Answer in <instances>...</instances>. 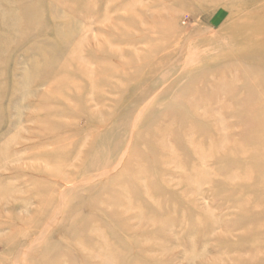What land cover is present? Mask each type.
Returning <instances> with one entry per match:
<instances>
[{"label":"rangeland","instance_id":"374dc122","mask_svg":"<svg viewBox=\"0 0 264 264\" xmlns=\"http://www.w3.org/2000/svg\"><path fill=\"white\" fill-rule=\"evenodd\" d=\"M0 264H264V0H0Z\"/></svg>","mask_w":264,"mask_h":264},{"label":"bare ground","instance_id":"6f19581e","mask_svg":"<svg viewBox=\"0 0 264 264\" xmlns=\"http://www.w3.org/2000/svg\"><path fill=\"white\" fill-rule=\"evenodd\" d=\"M205 53V52H204ZM203 52L202 53H200L199 55H202V54H204ZM196 54H197V52H196V50H189V53H188V55H187V57H188V62H190L189 61V58H191V59H193V57H195L196 56ZM206 54V53H205ZM145 109V108H144ZM144 109H142V110H139L140 112H139V114L140 113H142V111L144 110ZM138 111V110H137ZM141 115V114H140ZM103 166V165H102ZM93 167H95V166H93ZM93 170L95 169V168H92ZM107 169V168H106ZM105 171V170H104ZM107 172V174H108V170L107 171H105V173ZM102 173H99V175H101ZM104 174V173H103ZM102 174V175H103ZM97 176V175H96ZM99 176H97V178H98ZM97 178H96V180H97ZM100 178V177H99ZM98 178V179H99ZM94 179V178H93ZM88 180H90V179H88ZM86 181V180H85ZM86 182H88V181H86ZM81 183H83V182H81ZM80 185V184H79ZM86 186V185H85ZM90 186V185H89ZM87 187V186H86ZM64 193V192H63ZM65 203V202H64ZM64 208V207H63ZM65 209V208H64ZM53 216V215H52ZM56 219V218H55ZM50 220V219H49ZM52 222V221H51ZM56 223V222H55ZM57 223H59V222H57ZM56 223V224H57ZM45 225V224H44ZM45 227H47V225H45ZM44 227V228H45ZM49 227V226H48ZM51 227V226H50ZM44 230V229H43ZM55 230V229H54ZM48 232V231H47ZM51 232V231H50ZM43 233V232H42ZM52 233V232H51ZM50 234V233H49ZM43 236L45 235V233L44 234H42ZM43 236H41L42 238H44ZM48 238H49V236H48ZM37 240V239H36ZM34 243V242H33ZM31 247H32V244H31ZM39 247V246H38ZM27 251H28V249H27Z\"/></svg>","mask_w":264,"mask_h":264}]
</instances>
